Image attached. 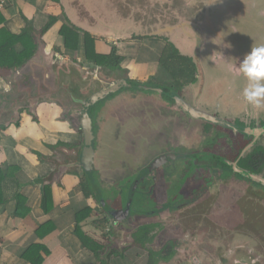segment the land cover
I'll return each mask as SVG.
<instances>
[{"label": "flooded vegetation", "instance_id": "1", "mask_svg": "<svg viewBox=\"0 0 264 264\" xmlns=\"http://www.w3.org/2000/svg\"><path fill=\"white\" fill-rule=\"evenodd\" d=\"M105 72L108 73L109 71ZM109 73V78H114L113 84L109 89H102L103 91L114 89L122 81L127 83V87L110 94L89 111L93 120L95 135L97 137L103 133V147L107 157L109 156L106 159L101 156L93 169L99 168L101 173L108 168L115 169L121 174V178L123 177L120 183L115 186L116 189L109 191L102 188L103 184L100 178L101 197L99 206L102 212V221L106 226L107 250L110 246L112 248L116 242L125 243L126 241L120 240V237L129 234L130 237L132 236L129 252L132 250L147 252L145 264H150L153 255H164L158 259L157 264H169L175 255L182 254V257L186 256L191 259L192 254L195 258L197 257V252L204 255L198 256L195 264H248L242 260L245 255L243 248L224 253L227 244H225L226 239L224 241L215 238L218 234L217 231L224 234L215 224L216 210L213 214L211 211L205 210L206 213L201 218V222H204L206 227L211 226V235H203L201 226L200 228L193 227L192 233L196 238L195 242L186 247L177 241V236L175 237L168 232L166 226L170 224L167 218H163V215L165 213L176 215L177 211L184 208L189 209V207L204 200V197L211 194L217 187L224 188L237 182L241 185H247L246 193L255 191L264 197V182L257 183L247 176L261 177L264 180V107L254 109L248 115L249 109H246L247 103L242 95L240 102H243L241 105L243 107L236 109V115H228L223 111L219 112L217 111L219 107H216L217 110L215 111L202 108L199 105V97L193 94V87L198 83L197 72L195 83L192 84L190 82L187 84L186 81L180 82L172 76L161 79L151 78L147 83H143L137 80L131 81L122 72ZM125 73H127L126 70ZM117 74L121 79L116 76ZM244 87L245 85L241 86L242 91ZM121 103L125 106H120ZM110 104L117 106L116 109H112L115 113L109 115V111L104 117L102 113ZM184 107L206 115L215 120L216 123L194 118L185 111ZM83 111L84 109L80 111L78 117L73 118H78L80 124L83 121ZM180 114L190 121L196 122V124L205 125L203 133H200L196 127H181L184 136L191 138L186 144L171 142L164 137L169 134L171 128L169 117L171 115L181 116ZM237 115L242 116L236 117ZM228 116L233 117V120L229 121ZM253 116H255L254 119ZM156 117L158 118L156 119ZM128 118L131 119L128 120ZM107 119L113 121L110 126H107ZM159 119L161 125L164 123L163 126L156 122ZM124 131H135L134 135H138L136 144L130 145L129 140L120 142ZM157 131H165V135L161 134V137H157L155 136ZM221 131L232 133L238 141L232 148L226 149L223 154L218 153V150L222 148L223 134L220 133ZM143 136H145V141L141 144L139 140ZM202 137V142L197 144ZM176 138L177 136L174 134L173 139ZM111 141H115L116 145L118 144L117 147H112ZM250 147L252 149L247 156H244ZM114 153L127 156L126 163ZM235 153L236 155H234ZM251 155L253 160L250 165L259 166L258 162H260L259 174L242 167L241 162L247 160ZM177 163H180L181 167L175 169ZM110 164L113 167H110ZM224 165L225 167H223ZM235 170L240 173L235 172ZM166 177L171 178V181L166 183ZM174 188H178V193L172 198V204H168L167 200H163V196ZM160 197H162L161 201L159 200ZM149 203L155 205L156 209H150ZM175 220L176 223H185L182 226L191 230V225L188 223L190 219H185L182 216V218L177 217ZM160 230L162 233L165 232L163 236L166 239L162 237V234L158 237ZM155 241L159 244L162 242L161 246L152 249V244ZM200 242L202 246H199ZM197 244L198 246H196ZM238 251L240 252L237 253ZM127 253L120 256L117 251H111V255L116 254L113 256L117 258L125 257ZM135 257V264H138L136 254ZM164 257L169 258L164 260Z\"/></svg>", "mask_w": 264, "mask_h": 264}, {"label": "crops", "instance_id": "2", "mask_svg": "<svg viewBox=\"0 0 264 264\" xmlns=\"http://www.w3.org/2000/svg\"><path fill=\"white\" fill-rule=\"evenodd\" d=\"M45 1L49 3L46 10L39 7L42 0H6L5 6L0 9V12L5 15L4 23L0 26V29L6 28L13 34L23 31L27 26V23L20 14L22 12L29 20L31 26L35 28V36L38 38V33H40V31L48 24L50 15L52 13L59 14L61 12L59 5L53 4L48 0ZM80 1L81 0L75 1V8L76 4ZM218 1L219 0H211V2H215V4H217ZM235 1H240L246 6V8L249 7V18L258 17L261 14L264 15V7L260 6L262 3L264 4V0H226V12L231 10ZM22 2H25L26 5L29 3V5L35 8L33 17L29 16L25 9L21 8ZM215 4H211L212 7ZM62 5L65 13L69 17L63 1ZM240 7L242 8V6ZM71 10L72 15L76 16L74 10L72 8ZM77 13L79 14L78 17H81L78 11ZM72 23L77 25L73 20ZM61 25L62 23L58 24L52 31L56 28L61 29ZM50 33L45 37L42 36V41L40 42H43L45 43L44 45H46L44 50L45 57L52 58L51 61L53 62V55H55L54 52H57L56 49L59 42H54L55 35H51ZM139 37L142 36L135 34L133 37H107L105 40H100V46H102L100 52L102 51L103 53H106L111 51L112 46L117 47L118 55L125 59L123 65L124 70H126L128 74L127 77L131 81H135L136 77H138L140 82L147 83L151 78L161 79L162 77H167L162 73L159 63L162 54L168 45L165 41L168 42V40H166V38L145 36L142 38L146 39L140 41L138 40ZM174 37L183 40L182 35L179 33L174 34ZM148 39H154V41L150 42ZM124 41L128 42L124 43ZM40 42H38V52L28 63L29 65L27 64L23 69L11 72L0 71V114L4 112L3 108L14 107L12 101L17 100L20 94L22 92L24 93L25 89L23 83H25L27 79H31L29 76L30 73L33 70L37 71L43 68V65H41L42 60H38L37 58L39 53H42L43 55V52H41L42 46L39 44ZM134 42H138V44H135ZM164 42L166 45L163 44ZM122 43H124L123 46H125V48L120 50L119 44ZM18 48L19 47H17V49ZM143 49L146 52H151L153 55L158 54L156 63H147L144 68L145 70L140 67L141 65L138 57L139 55L146 53ZM64 55H66V53ZM238 55V59L244 57L243 54ZM222 69L223 73L225 69L226 75L230 74L229 67L226 66ZM197 77L199 82L198 72ZM219 81L220 79L211 77L206 82L205 88L202 89L198 96H196L197 92L194 90L193 94H195L196 97H199V105L202 106V108L215 111L217 110L215 108L219 107L217 110L219 112L223 111L228 115H236V109L243 107L241 106L243 105V102H238L243 95V91L241 89H233V93L225 92L219 88ZM238 82V84H240L238 85V88L247 83L245 78ZM57 107L58 106H50L49 104L40 106L41 114H49L52 110V115L50 117L51 123L56 125L53 128L45 126L42 122L40 112L34 113L32 110L30 113L28 111L23 112L18 120L13 119L9 121L8 119L6 121V118H2L3 121H0V123L3 124H0V169L20 168L21 173L19 172L17 177L24 185L22 195L28 198L29 206L33 211L31 217L26 221L21 222L15 220L14 216L17 208V202L13 198V193H15V191L8 188L6 198L9 199L10 202L0 207V264H26L21 261L22 257L31 247L39 243V238L35 235L36 231L40 226L46 225L50 222L55 224L57 231L46 240L45 245L49 246L53 251L60 247L65 248L68 252L69 259L63 264H97V262H94V259L96 260L95 255L87 251L81 242L79 244L77 241L80 240L76 237V231L78 229V214L84 212L88 208H93L102 217L100 206L93 200H87L81 188V180L83 177L82 174L84 175V170L80 164L82 162L86 145L84 133L82 131V123L80 124L76 119L65 121L62 116L63 113L60 108L58 109ZM116 108L117 106H115V104L108 105L104 109V113H102L103 116L106 117V114L109 111V115L115 113L112 109ZM12 109L13 110L10 109L11 112L17 111V109ZM250 113L249 110L247 114L250 115ZM26 115H32L33 120L36 118V115L40 116V118L39 116L37 118L38 122L34 120L40 130H43L45 133L43 134L42 139H40V142L36 141L34 136H23V139L20 142L14 135L8 134L7 130L12 126H18V124H21L20 129L21 131L23 130L24 116ZM111 122L113 121L107 119V126H110ZM97 139L98 145L103 144V133H100V135L97 136ZM104 150V147H98L96 164H98L102 154L104 152L106 153V150ZM34 152H36V156L33 155ZM58 153H63L66 157H75L78 159V165H80L78 167L81 171L76 173L66 172L69 170L68 167L74 168L77 165L74 164V166H68L66 162L63 164L60 163L58 161V159H60V156H57ZM97 169L100 171L99 168ZM41 181H45L46 185H51L53 187L55 209L49 215H46L43 210L46 189L43 184H40ZM82 228L87 235H98L100 238L103 236L101 232L102 230L96 227L95 221L90 220L89 222L84 223Z\"/></svg>", "mask_w": 264, "mask_h": 264}, {"label": "rangeland", "instance_id": "3", "mask_svg": "<svg viewBox=\"0 0 264 264\" xmlns=\"http://www.w3.org/2000/svg\"><path fill=\"white\" fill-rule=\"evenodd\" d=\"M125 1V2H121ZM161 0H109V6L115 7L116 5L119 6L122 3V6L127 7L128 9L131 6H135L136 11H133L135 15H132L129 17V11H125V16L130 20L136 21H142V19L147 22V19H150L152 22L151 29H153L152 33L159 30V28L156 26L159 22H167L174 24L176 21L179 23L180 21H183L184 24L191 25L193 20L197 15H199L200 10L205 6V2L207 0H176L173 2L170 0L171 3L165 6H159ZM163 4H167L168 0L161 1ZM48 2L45 0H42V2L39 4V7L43 10H46L48 7ZM121 6V5H120ZM153 7V8H152ZM21 8L25 9V11L28 13L29 16L33 17V14L35 12V8L29 3L26 5L25 2H22ZM101 8L106 9V11L109 10L107 6L104 5V0L101 1ZM152 8V9H151ZM28 9V10H27ZM130 10V9H129ZM131 12V11H130ZM137 13V14H136ZM143 15V17H142ZM157 16V17H156ZM148 17V18H147ZM230 16L224 17V20L227 21ZM168 18H170L169 21ZM237 21V20H234ZM247 20H244L243 18H240L239 22H245ZM218 20L216 19V23ZM137 23V22H136ZM139 23V22H138ZM137 23V24H138ZM176 23V24H177ZM175 24V25H176ZM238 25V24H237ZM174 27V26H173ZM145 29V28H144ZM254 27H250V30H253ZM264 32V31H263ZM51 35H55L54 42H59L57 45L58 47H61L63 45V38L60 35V29L56 28L54 31L50 33ZM99 38V37H98ZM38 39L40 40V37L38 35ZM38 40V42H40ZM100 40H105L104 37H100ZM123 40V39H121ZM150 42L154 41V39H148ZM128 42V41H124ZM133 42V41H132ZM39 43L40 46H42L41 52L37 55L38 60H42L41 65H43L42 69H39L37 71L33 70L30 73L31 79H27L24 85V93L22 92L20 96L17 98V100L12 101L14 103V107L11 108H3L4 112L0 114V121H3L2 118H6V121L9 119V121L13 119H19L21 114L25 111H30L34 113H39L42 117V122L45 126L53 128L56 125H53L51 123V115L52 110L47 113L41 114L40 106L44 104H49L50 106H58L57 108L61 110L63 113V117L65 121H72L73 118L78 117V114L80 111H82L83 107L81 103H84L88 101L93 94L99 93L102 89H109L112 87L113 79L109 78L110 73L105 72L101 70V68H98L96 65L88 64L85 61H83V56L77 55L72 56L71 54L64 55L60 52H54V61L52 62V58L45 57L44 50H45V43ZM119 44L120 50L122 48H125L123 44ZM135 44H138V42H134ZM164 45L165 42L163 43ZM54 49V48H53ZM144 52H146L143 49ZM77 57V58H76ZM139 57V63L140 67L142 69L145 68V65L147 63H156V60L158 59V54L153 55L151 52H146L138 56ZM124 68V66H123ZM225 68V67H224ZM145 70V69H144ZM125 77L128 76L127 73H124ZM118 77V74L116 75ZM169 77L168 75H166ZM119 78V77H118ZM124 78V76H122ZM121 79V78H119ZM138 81V77H136L135 81ZM139 84V83H138ZM135 85V82H134ZM193 90L197 92L196 96H198L202 91L201 82H198L196 86L193 87ZM80 101V102H78ZM120 106H125L121 103ZM17 109V111L11 112V110ZM140 112V111H139ZM140 114V113H138ZM137 114V115H138ZM181 115V114H180ZM39 115H36V119ZM39 116V118H40ZM242 115H237L236 117H240ZM34 117V116H33ZM181 116H173L171 115L169 117L170 119V131L169 134L165 135V131H157L155 133V136H160L161 134L168 138L171 142H178L181 144H186L189 140H191L190 137L184 136V133L181 131V127L183 126H189V127H196L200 133H203V129L205 125L202 124H196V122L190 121L186 117ZM158 117H156L157 119ZM255 116H253V119ZM131 118H128L130 120ZM229 121L233 120V117L227 118ZM78 122V118L76 119ZM17 122V121H16ZM135 122V121H132ZM131 122V123H132ZM156 122L163 126L164 123L161 125V121L156 120ZM173 122V123H171ZM3 125L2 123H0ZM24 128L21 131L20 128L17 126H12L10 129L7 130L8 134L14 135L20 142L23 139V136L25 137H33L36 141L40 142V139H42L43 130H40L37 124H35L32 115H26L24 116ZM132 126V125H129ZM135 127V126H134ZM160 130H162V127H160ZM153 133V134H154ZM188 133V131H187ZM193 133V131H192ZM221 134H223L222 139V145L218 153L223 154L226 149L232 148L233 145L237 144L238 141L236 139V136L232 133L221 131ZM128 134V135H127ZM135 131H124L121 135L120 142L122 141H130L131 144H136V141L138 139V135H134ZM174 134H176L177 138L173 139ZM131 136V137H130ZM206 138V137H204ZM203 137L200 141L202 142ZM135 141V142H134ZM140 143L143 144L145 141V136H143L140 140ZM111 146L114 147L116 145L115 141H111ZM179 145V144H176ZM97 147L103 148V144L98 145ZM192 147V146H191ZM190 147V148H191ZM117 150V148H116ZM126 152V151H125ZM123 152V153H125ZM236 152V151H235ZM116 153V152H115ZM115 156L119 157L121 160H124L126 163V160L128 159L127 156L119 154ZM36 152L33 153L34 156ZM236 155V153L234 154ZM57 156H60V159L58 161L60 163H67L68 166H74L76 164L77 166L74 168H69V173H76L81 171L78 166V159L75 157H66L63 153H58ZM62 156V157H61ZM102 156L106 159L107 153L102 154ZM33 157V156H31ZM132 158V157H131ZM110 167H113L112 164H110ZM126 167V165H125ZM181 167L180 163H177L175 165V169ZM108 168V167H107ZM57 170V169H55ZM82 173V172H81ZM170 174V172H168ZM58 174V173H57ZM101 180L103 184V189L105 188L106 191H109L111 189L115 190V186L120 183L122 180L121 174L115 169L108 168L103 173L100 172ZM82 176H84L82 174ZM169 177V176H168ZM165 178V182L171 181V178ZM167 185V184H166ZM241 183H232L229 184L227 187L219 188L217 187L214 189L211 194L204 197V200L198 202L197 204H194V206L189 207V209L184 208L183 210L187 209L186 211H177V214L174 213H165L163 215V218H167V221H169L170 225L166 226V229H168V232L173 234L175 237L177 236V241L180 242L181 245L189 246L193 242H195V236L192 233V228H200L201 231H203V235L206 234V236L211 235L212 229L211 226H207L204 224V222H201L204 217L203 214L206 213L205 210L211 211V214L214 213V210H216L217 217L214 218L215 224L218 226V229L222 230L224 234L220 233L221 231H217L218 234L215 236V238L219 240H224L226 247L224 248V253L234 251L235 249L243 248L245 250V255L243 262L248 264H264V197L257 194L255 191H250L246 193V186ZM178 188L171 189L167 192V194H164L163 200L166 201L168 204H172L171 200L174 197L175 194H177ZM159 200H162V197L159 198ZM150 209H156V206L152 203L148 204ZM204 206V209H203ZM203 209V210H201ZM199 215V217H198ZM190 219L188 223L191 225L190 229H185L184 226H182L185 223L178 222L175 220V218ZM203 216V217H202ZM103 217H101L102 220ZM166 222V221H164ZM167 223V222H166ZM190 227V226H189ZM180 228V230H179ZM165 233V232H164ZM162 230H160V234L163 236ZM181 236V237H179ZM222 236V237H221ZM166 239V238H165ZM198 239V238H197ZM120 240L126 241L125 243H118L116 242L114 246L109 249H105L102 251L101 256L104 260V262H108L109 264H135V254L138 258V264H145L147 261V252L138 251V250H131L132 244V236L130 237L129 234L122 235L120 237ZM200 241V238H199ZM198 241V242H199ZM80 244V241H77ZM129 242V243H128ZM161 243H157L155 241L152 244V249L158 248V246H161ZM221 244V242H218ZM198 246V244L196 245ZM199 246H202V243H199ZM108 248V247H107ZM126 249L125 251H123ZM232 249V250H231ZM111 251H117L118 254L121 256L124 253H127L125 257L117 258L111 255ZM238 251L237 253H239ZM243 252V251H242ZM180 255H175V258L171 260L169 264H195L196 258L198 256H203L204 254H199L197 252V257L195 258L194 255H191V259H188L186 256L182 257ZM237 256V255H236ZM134 260V261H133ZM237 260V259H236ZM241 260V259H240ZM241 260V261H242ZM94 262L98 264V259H94ZM188 262V263H186Z\"/></svg>", "mask_w": 264, "mask_h": 264}, {"label": "water", "instance_id": "4", "mask_svg": "<svg viewBox=\"0 0 264 264\" xmlns=\"http://www.w3.org/2000/svg\"><path fill=\"white\" fill-rule=\"evenodd\" d=\"M62 1L67 8L69 18L71 17L70 19L78 25L76 26L95 34L96 37L98 35V37L104 38H111L112 36L121 38L125 36L133 37V35L137 34L142 37L166 38V40L179 51L182 57L193 60L197 68L202 89L205 88L206 82L211 77L220 79L218 83L219 88L225 92L233 93V89H241V87L238 88V85H240L238 81L243 80L244 77L242 74L233 71L232 68L239 66V62L243 61L244 57L250 53L252 47L264 45V15L261 14L258 17L249 18V7L246 8L240 1H235L231 10L226 12V0H219L217 4L211 2V0H207L205 6L200 10L199 15L195 17L191 25L186 26L183 21L179 23L176 21L174 24L162 21L156 24L159 30L154 33H152L153 29L150 27L152 26L150 19H147V22H145L144 19H142V21H136L137 23L139 22L138 24L136 22L133 23L134 20L132 21L129 19V17L135 15L133 11H136V8L134 5L129 8L130 10L125 6L123 7L122 3L125 1H121V6L116 5L115 7H111L109 6V0H104V5L109 8L108 11H106V9L102 10V0H81L76 4V8L74 7L76 0ZM161 1L159 6H165L171 2H173V5L176 0H172L171 2L168 0L167 4H163ZM211 4L215 5L212 7ZM240 6H242V8ZM260 6L264 7V4L262 3ZM70 7L74 10L76 16L72 15ZM77 11L80 13L81 17H78L79 14ZM125 11H129L128 18L125 16ZM225 16H230L227 21L224 20ZM240 18L247 21L239 22ZM216 19L218 20L217 23ZM169 20L170 18H168L167 21ZM250 27H254V29L250 30ZM176 33L182 35L183 40L174 37ZM39 37V41H42L41 34H39ZM238 54H243L244 57L238 59ZM226 66L230 69V74L227 75L225 69L224 73L222 71V68ZM246 84L247 83L243 85L246 86ZM125 87H127V83L122 81L117 84L114 89L108 91L102 90V92L98 94H93L88 101L81 103L84 109L82 113V131L84 133L86 145L80 165L87 173H92L96 170L95 168L93 169V166L96 165L98 150V147L96 148L95 146L97 137L94 132L93 120L89 111L92 107L104 101L110 94L118 92ZM240 101L241 99L239 102ZM184 109L194 118L216 123L215 120L193 111L188 107H184ZM246 109H249L250 112L254 110V108L248 104ZM251 149L252 147L245 152L244 156H247ZM235 172L240 173L238 170H235ZM247 176L257 183L264 182L261 177L252 175Z\"/></svg>", "mask_w": 264, "mask_h": 264}, {"label": "trees", "instance_id": "5", "mask_svg": "<svg viewBox=\"0 0 264 264\" xmlns=\"http://www.w3.org/2000/svg\"><path fill=\"white\" fill-rule=\"evenodd\" d=\"M53 4L59 5L61 12L59 14H51L48 24L40 31L43 37L49 34L58 24L62 23L60 29V35L63 38V45L57 47V51L62 54H71L72 56H83V62L96 65L98 68L111 73L122 72L125 73L123 64L125 59L118 55L117 47H113L111 51L103 53L100 52L102 46H100V39L94 34L83 30L72 23L70 18L65 13L62 5V0H48ZM24 18L27 26L23 31L17 34L9 32L6 28L0 29V71H14L23 69L38 52V38L35 36V28L31 26L29 20L24 16V13H20ZM5 15L0 12V26L4 23ZM146 38L139 37L138 40L143 41ZM168 45L165 48L162 57L160 59L159 67L163 74L172 76L178 81H186L195 83V75L197 68L192 59L182 57L179 51L170 43L165 41ZM17 47H19L17 49ZM77 58V57H76ZM188 80V81H187ZM36 122L38 119L34 118ZM18 128L21 124H18ZM98 139L95 143L97 148ZM258 153V152H256ZM253 160L252 155L247 160L241 162L242 167L247 170H251L255 174H259V166L251 164ZM225 167V165L223 166ZM227 170L230 171L229 168ZM21 173L20 168H8L0 169V207L10 202L6 198V192L8 188L15 191L13 198L17 202V208L14 219L24 222L32 215V208L29 206V200L22 195L23 184L17 177L18 173ZM242 177V176H241ZM100 171L96 169L92 173L84 171V176L81 180V188L84 192L87 200H93L99 205L101 197L100 189ZM247 179V178H246ZM40 184L45 187V196L43 201V210L46 215L52 213L55 209L53 187L46 185L45 181H41ZM48 186V187H47ZM13 187V188H12ZM95 221V225L102 231V238L98 235L85 234L82 225ZM78 229L76 231V237L83 244L84 248L95 255L98 259V264H109L104 262L101 253L107 249V236L105 235V223L101 220V215L93 208H88L84 212L77 215ZM57 228L53 222L40 226L36 231V236L39 238V243L31 247L26 254L22 257L21 261L26 264H63L69 259L68 252L65 248L60 247L53 251L49 246L45 245L46 240L51 237ZM171 254V253H170ZM169 254V255H170ZM116 255V254H113ZM168 255V256H169ZM164 255H153L151 257L150 264H157L158 259ZM169 257H164L167 260Z\"/></svg>", "mask_w": 264, "mask_h": 264}, {"label": "clouds", "instance_id": "6", "mask_svg": "<svg viewBox=\"0 0 264 264\" xmlns=\"http://www.w3.org/2000/svg\"><path fill=\"white\" fill-rule=\"evenodd\" d=\"M232 70L242 74L247 81L243 89L246 103L254 109L264 107V45L252 47L239 66Z\"/></svg>", "mask_w": 264, "mask_h": 264}, {"label": "built area", "instance_id": "7", "mask_svg": "<svg viewBox=\"0 0 264 264\" xmlns=\"http://www.w3.org/2000/svg\"><path fill=\"white\" fill-rule=\"evenodd\" d=\"M6 4V0H0V9H2Z\"/></svg>", "mask_w": 264, "mask_h": 264}]
</instances>
